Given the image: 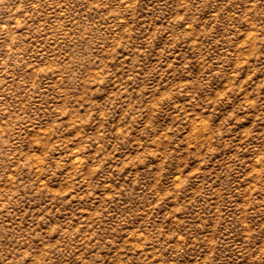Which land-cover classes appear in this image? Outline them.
<instances>
[{
    "label": "rangeland",
    "instance_id": "obj_1",
    "mask_svg": "<svg viewBox=\"0 0 264 264\" xmlns=\"http://www.w3.org/2000/svg\"><path fill=\"white\" fill-rule=\"evenodd\" d=\"M0 264H264V0H0Z\"/></svg>",
    "mask_w": 264,
    "mask_h": 264
}]
</instances>
